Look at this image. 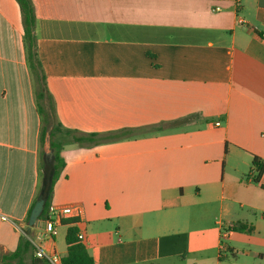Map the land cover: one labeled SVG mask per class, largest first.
<instances>
[{"label":"crops","instance_id":"obj_1","mask_svg":"<svg viewBox=\"0 0 264 264\" xmlns=\"http://www.w3.org/2000/svg\"><path fill=\"white\" fill-rule=\"evenodd\" d=\"M31 1L40 70L17 1L0 0V264L21 236L63 258L70 226L96 264H264V0ZM38 76L63 128L99 134L62 150L51 205L82 214L54 237L27 223L45 174Z\"/></svg>","mask_w":264,"mask_h":264},{"label":"trees","instance_id":"obj_2","mask_svg":"<svg viewBox=\"0 0 264 264\" xmlns=\"http://www.w3.org/2000/svg\"><path fill=\"white\" fill-rule=\"evenodd\" d=\"M22 16V23L25 32V41L28 47V59L31 63L32 70L34 68V63L37 61L38 69H41V64L37 58V46H36V36H35V26H36V15L34 6L31 0H16ZM39 91L36 94V99L38 103V108L40 113L43 115V128L41 132V144L44 145L46 132L49 126H53L51 131V150L53 151V157L44 156L43 169L46 173L47 183H46V194L47 201L44 207L42 216L38 221H45L47 218L48 210L51 206L53 188L60 178L64 168L65 161L62 157V150L71 138V141L77 144H93L99 142V134H89L86 136H77L76 132L63 128V126L56 121L54 116L45 110L44 100L47 99V95L43 89V83L45 82L44 77L40 78L38 76ZM43 82V83H42ZM59 135V139L56 140V136ZM253 166L255 168V176L253 177V182L256 184L260 183L261 177L264 172V162H260L257 158L253 160ZM30 210L27 223L30 221L31 212ZM233 231H241L242 227L233 225L230 227ZM26 236H30L29 230H25ZM65 242L67 245V254L62 258V264H96L93 257L88 252L82 238L80 237L79 230L76 226H70L67 229ZM35 248L29 239L25 236H21L19 240L18 247L15 252L4 255L1 258L4 264H50L46 260H41L33 255ZM30 257L31 262L27 263L26 258Z\"/></svg>","mask_w":264,"mask_h":264},{"label":"built area","instance_id":"obj_3","mask_svg":"<svg viewBox=\"0 0 264 264\" xmlns=\"http://www.w3.org/2000/svg\"><path fill=\"white\" fill-rule=\"evenodd\" d=\"M82 214V209L79 205H71V206H56L51 205L47 218L44 221V231L45 234H47L50 237H54L57 235V223H60L65 218H76L79 217ZM227 238V233L223 235V239ZM29 241L32 243V245L35 248V256L38 259L46 260L50 264H62V258L60 256L54 255V256H48L45 254V252L40 249L38 243L34 241L32 238H28ZM220 249L222 251H225V244L221 243Z\"/></svg>","mask_w":264,"mask_h":264},{"label":"water","instance_id":"obj_4","mask_svg":"<svg viewBox=\"0 0 264 264\" xmlns=\"http://www.w3.org/2000/svg\"><path fill=\"white\" fill-rule=\"evenodd\" d=\"M51 131L52 128H48L46 132V138H45V155L47 157L52 158L53 157V151L51 150ZM46 183H47V178H46V173L44 174V182H43V187L42 191L40 193V196L38 197V200L33 207V210L31 212L30 216V226H34L38 219L42 216L44 207L47 201V194H46Z\"/></svg>","mask_w":264,"mask_h":264}]
</instances>
